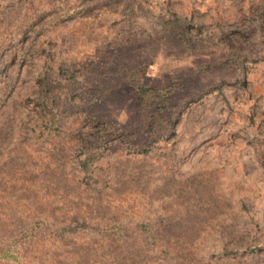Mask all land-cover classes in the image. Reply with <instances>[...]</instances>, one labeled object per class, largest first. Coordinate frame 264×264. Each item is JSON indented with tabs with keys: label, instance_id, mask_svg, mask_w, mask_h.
I'll return each instance as SVG.
<instances>
[{
	"label": "rangeland",
	"instance_id": "obj_1",
	"mask_svg": "<svg viewBox=\"0 0 264 264\" xmlns=\"http://www.w3.org/2000/svg\"><path fill=\"white\" fill-rule=\"evenodd\" d=\"M0 264H264V0H0Z\"/></svg>",
	"mask_w": 264,
	"mask_h": 264
}]
</instances>
